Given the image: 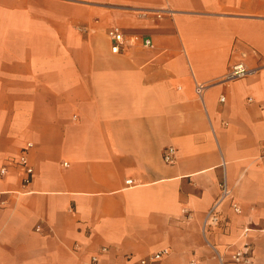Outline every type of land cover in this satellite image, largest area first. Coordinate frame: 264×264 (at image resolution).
I'll return each mask as SVG.
<instances>
[{"label": "crops", "instance_id": "crops-1", "mask_svg": "<svg viewBox=\"0 0 264 264\" xmlns=\"http://www.w3.org/2000/svg\"><path fill=\"white\" fill-rule=\"evenodd\" d=\"M263 148L264 0H0V264H264Z\"/></svg>", "mask_w": 264, "mask_h": 264}, {"label": "built area", "instance_id": "built-area-1", "mask_svg": "<svg viewBox=\"0 0 264 264\" xmlns=\"http://www.w3.org/2000/svg\"><path fill=\"white\" fill-rule=\"evenodd\" d=\"M108 35L112 42V45H111L112 51L120 52L122 47H124L126 44V40H127L126 34L119 27L115 26V27H111L108 30ZM145 44L146 45L151 44V40L146 39ZM253 71L254 70L248 67L244 62L242 61L236 62L228 70V72L223 78V81H231L234 79L243 78L251 74ZM206 87H207V84L198 83L196 87L197 93L202 95ZM221 99L224 100L225 97L223 96ZM32 145L33 144L29 142L27 144V148L32 147ZM26 150L25 152L21 153V155L19 156V160H18V163L24 168V171H25V175L22 180L24 187L28 186L32 182L33 173H34V168L30 163ZM262 153L264 154V148L262 149ZM176 154H177V150L174 146L166 147L163 152L164 161L167 163H171V164L175 163ZM5 172H6V168L5 167L1 168L0 173L4 174ZM127 182L132 183L133 180H127ZM226 202H230V205L235 212L240 213L242 211L240 204L237 201H235L233 198L232 189L229 187L227 181L225 180L221 184V189H220V193L218 197L215 199L214 203L207 211L204 224H203L204 232L208 231L210 228L219 226L221 224V221L223 220V205ZM263 221H264V218H263ZM38 228H40V226ZM103 249L105 250L106 248H103ZM167 253H168V249H162V250L152 253L151 255L147 257H141V258L134 259L133 255L131 254L127 256L129 259L134 260L133 264H164L162 262V259L164 255H166ZM252 254H253L252 245H250L249 243H246L244 247L239 248L238 250L234 252L233 262L235 264H251ZM219 256H220L221 264H225L221 255ZM97 261H98V257L93 256L92 264H96ZM188 264H199V262L195 259H192L189 261Z\"/></svg>", "mask_w": 264, "mask_h": 264}]
</instances>
